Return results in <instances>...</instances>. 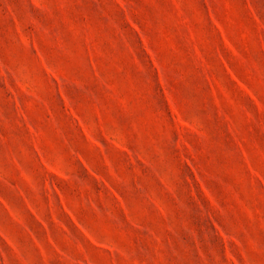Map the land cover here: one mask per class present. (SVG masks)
Listing matches in <instances>:
<instances>
[{"label":"rangeland","instance_id":"obj_1","mask_svg":"<svg viewBox=\"0 0 264 264\" xmlns=\"http://www.w3.org/2000/svg\"><path fill=\"white\" fill-rule=\"evenodd\" d=\"M0 264H264V0H0Z\"/></svg>","mask_w":264,"mask_h":264}]
</instances>
